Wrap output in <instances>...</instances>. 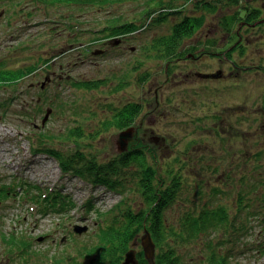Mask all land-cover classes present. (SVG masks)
Instances as JSON below:
<instances>
[{
    "label": "rangeland",
    "instance_id": "374dc122",
    "mask_svg": "<svg viewBox=\"0 0 264 264\" xmlns=\"http://www.w3.org/2000/svg\"><path fill=\"white\" fill-rule=\"evenodd\" d=\"M147 1L49 4L47 14L42 12L34 20L58 19L63 25L58 33L48 30L43 45L40 38L31 36L43 28L28 30L30 36L25 32L12 37L1 34L0 71L23 69L25 74L15 82L7 78L9 75L0 78V187L10 189L0 199V264H55L56 258L61 264H90V255L82 257L77 247L85 254L86 246L101 244L100 228L123 214L122 204L117 207L121 193L93 186L72 173L64 174L56 159L33 152L41 133L55 134L58 140H49L60 149L74 147L65 141L74 143L69 131L77 125L85 131L78 142L101 160L137 140L152 146L147 159L155 165L166 162L168 156L184 160L182 184L189 198L166 207L167 226L187 211L218 207L226 211L234 227L223 226L183 241L169 237L170 245L181 255V264H209L205 246L210 239L223 240L218 250L228 264H264V250L258 253L264 245V23L242 27V41L233 44L229 57L224 49L229 37L218 23L219 16L246 2L260 9L263 17L264 0H243L239 5L217 0L218 12L208 13L203 29L184 43L202 41L207 48L210 39L216 51L199 55L198 49L194 53L198 57L175 59L172 69L167 61L148 56L145 46L154 35L169 33L183 15L193 14L196 8L192 2L182 13L169 16L167 22L130 36L122 30L111 36L101 32L113 19L147 22L143 13ZM98 50L102 52L95 53ZM235 64L236 73L232 71ZM79 81L98 85L87 89L74 84ZM32 86L35 89L30 90ZM39 96L41 103L32 100ZM128 102L141 104L142 111L126 137L123 132L127 130L117 127L91 136L102 120L112 116L113 108ZM124 137L126 142L121 144ZM21 182L23 188H18ZM27 187L43 193L42 198L49 190L51 195L60 196L61 192V198L73 205L65 212L49 209L43 214L41 208L46 203L33 202ZM131 192L126 195L137 200L133 203L137 207L139 198ZM241 194L243 202L239 201ZM89 201L92 210H88ZM241 203L248 205L246 209L241 210ZM248 212L255 214L247 216ZM76 225L86 229L79 232ZM13 234L18 241L25 237L31 248L9 246L6 239ZM144 234L141 229L119 264L129 250L143 249ZM135 258L136 263L130 264H140L137 252Z\"/></svg>",
    "mask_w": 264,
    "mask_h": 264
},
{
    "label": "trees",
    "instance_id": "16d2710c",
    "mask_svg": "<svg viewBox=\"0 0 264 264\" xmlns=\"http://www.w3.org/2000/svg\"><path fill=\"white\" fill-rule=\"evenodd\" d=\"M109 1L47 0V2L52 3H78L88 6L97 3L105 5ZM229 1H234L235 5H239L243 0ZM191 2L196 8V10H193V14L183 15L179 21L171 26L169 33L154 35L145 46V48L149 49L147 50L148 56L167 61V64L171 65L173 60L187 58L189 53L192 52L194 54L196 50L204 47L202 41L192 45H185L184 43L203 29L208 13L213 14L218 12L219 1L148 0L143 10L147 22L141 24L133 20H127L121 23L120 19H113L110 20V25L105 26L101 32H106L111 36L116 35L118 31L122 30V32H127L130 36L135 34L136 31L147 28L150 25L157 26L167 22L169 16L182 13L183 10L187 9L186 5ZM232 8L235 9L230 13L225 12L222 16H219L218 22L229 37V40L224 45V49L226 50L230 49L237 42L231 41L235 38L241 21L246 19L255 22L260 19L262 13L260 9L248 6L247 2L240 5V7ZM239 43L241 45V42ZM205 47H207L206 49L215 48L216 44H213L209 39L206 41ZM226 55L229 57L231 51L228 50ZM169 68L172 69V66H168ZM24 74L25 71L23 69H7L0 71V78L3 75H9L7 78L13 79L15 82ZM147 76L145 75L143 78ZM74 84L87 89L98 85L94 81H79ZM113 109L112 116H108L102 120L99 128L90 133L91 136H100L104 130L113 127L123 130L132 127L142 111V105L137 102H128ZM69 132V139L74 143L65 142L67 144H74V147L68 146V148L60 149L49 140L51 138L58 140L55 134L41 133L39 136L40 141L33 144V150L46 152L54 156L58 160L64 174L72 173L93 186L102 185L109 190L123 195L117 206L120 208L122 204L123 214L121 217L118 220H112L110 224L100 228L98 237L102 243L97 246H86L84 250L85 254L81 247H77L78 253L82 252V257L83 255L84 257L90 255L92 259L90 264H108L106 260H108L109 264H119L120 258L129 249L130 242L134 240L141 229H147L153 238L156 248L154 257L156 264H181V255L178 254L174 246L170 245V236H176L183 241L184 239L199 238L201 233L206 232L210 234L223 226L234 227V222L229 220L228 214L221 207L215 210L203 209L197 213L187 211L182 213V216L180 215L181 217L177 219L178 221L171 222L172 224L169 226L166 225L164 217L166 207L174 202L180 201L185 203L189 198L182 184L185 166V164L183 165L184 160L182 158H173L167 155L166 162L159 163L157 161L155 165L147 159V151L151 153L152 146L150 148V146L142 145L137 140V142L134 141L128 144L123 152H118L111 158L101 160L98 154L91 152L90 149L78 142L77 138H82L85 132L82 125H77ZM44 138H47V140ZM33 187L36 190H40L39 186L34 185ZM130 192L139 198V206L134 207L133 203L137 202V200L132 201L126 195ZM8 193H10L9 188L0 187V199ZM58 195L48 193L42 198V193H33L31 200L36 203L39 201L46 203L41 208L42 213L48 212L49 209L56 212H64L66 207L70 205L69 201L68 199L61 198V194L60 196ZM239 201H244L242 194L239 197ZM87 206L88 210L94 208L91 201L88 202ZM247 206L244 207L242 204L241 210L242 208L246 209ZM254 214L253 212H248L247 216ZM243 221V219H240L239 223L243 225ZM17 238L13 234L9 239H6V243L11 247L18 246L28 250L31 248L30 242L25 237H19V241ZM222 242V239L216 242L210 239L206 244L205 250L208 251L207 261L209 264H228L227 258L223 257L218 250V246ZM24 249H22L21 253ZM137 257L140 260V264H149L150 262L145 258L143 249L137 252ZM59 260L56 258L55 264H61Z\"/></svg>",
    "mask_w": 264,
    "mask_h": 264
},
{
    "label": "flooded vegetation",
    "instance_id": "af4514ba",
    "mask_svg": "<svg viewBox=\"0 0 264 264\" xmlns=\"http://www.w3.org/2000/svg\"><path fill=\"white\" fill-rule=\"evenodd\" d=\"M49 4L52 5L53 3L47 2V0H0V18H4L3 22L0 21V36L3 32L9 34V36L12 37L17 32H25L27 34V31L31 30L32 28L35 29L43 28L44 30L39 31L31 36L34 37L35 39L40 38L39 44L41 45L45 44L46 40L44 39V37L48 36V30L49 33L50 32L58 33L60 32V28L63 25L62 21L58 19L51 20L48 18H43L39 21L34 20L39 15H41L42 12H45V14H47L46 9ZM248 25H249L248 20L244 19L241 21L238 32L236 33V41L237 40L242 41L241 28L242 27L244 28ZM9 31L11 33H9ZM28 35L29 34H27V36ZM215 51H216L215 48L206 49L202 47L199 50V55L214 53ZM61 55H63V52L61 53ZM236 68L237 66L235 64V66L232 69V71L235 73H236ZM247 68H253V67H247ZM43 83L44 81L42 83L40 82L41 87ZM33 89H35L34 86L30 88V90ZM32 100H35L37 103L42 102L41 96L37 98L33 97ZM263 250L264 248H260L258 253H261Z\"/></svg>",
    "mask_w": 264,
    "mask_h": 264
},
{
    "label": "water",
    "instance_id": "95a60500",
    "mask_svg": "<svg viewBox=\"0 0 264 264\" xmlns=\"http://www.w3.org/2000/svg\"><path fill=\"white\" fill-rule=\"evenodd\" d=\"M101 52H102L101 50L95 51V53H98V54L101 53ZM50 113H51V108L48 110V112L46 114V117L44 119V122H45V120H47V118H48ZM132 129L133 128L126 129L127 131H124L123 135L126 137V135H128ZM125 137L123 138L121 144H125L124 143V142H126ZM123 148H125V146H123ZM122 150H124V149H120V151H122ZM75 229L77 231L81 232V231L85 230L86 227H82V226L76 225ZM41 239H42V237H40L39 240H41ZM142 245H143V249H144V253H145L146 258L150 259V260L154 259V256H155V243L153 241V238H152L151 234L149 233V231L147 229H145V234H144V236L142 238ZM135 252H136V250H134V249L129 250L126 253L125 260L121 264L136 263Z\"/></svg>",
    "mask_w": 264,
    "mask_h": 264
},
{
    "label": "bare ground",
    "instance_id": "6f19581e",
    "mask_svg": "<svg viewBox=\"0 0 264 264\" xmlns=\"http://www.w3.org/2000/svg\"><path fill=\"white\" fill-rule=\"evenodd\" d=\"M231 232H233V230H231ZM247 234V233H246ZM248 235V234H247Z\"/></svg>",
    "mask_w": 264,
    "mask_h": 264
}]
</instances>
